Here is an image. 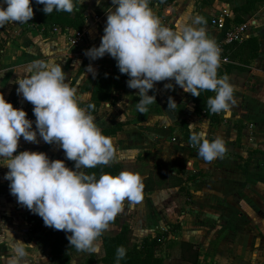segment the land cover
<instances>
[{"label":"clouds","instance_id":"clouds-1","mask_svg":"<svg viewBox=\"0 0 264 264\" xmlns=\"http://www.w3.org/2000/svg\"><path fill=\"white\" fill-rule=\"evenodd\" d=\"M0 6V27L7 23H28L34 16L32 0H3ZM43 5L45 15L56 12L72 13L74 0H36ZM106 10V26L99 47L93 46L84 55L95 61L110 55L121 74L129 77L127 86L138 90L135 108L147 113L156 97L148 93L158 82L174 80L185 93L200 97L201 92L216 93L209 97L207 107L213 114L230 112L236 103L234 86L225 74L218 77L220 49L208 38L203 21L196 17L191 24L177 30L162 25L149 7V0H111ZM88 73L95 76L90 64ZM18 78L17 95L33 106V122L27 113L16 109L0 94V166L8 169L4 179L9 181L10 194L18 204L39 215L46 227L65 231L70 247L78 252L97 253L98 238L109 229L122 212L124 201H142L143 184L139 174L122 171L117 176L87 174L80 169L107 166L116 160L117 150L110 137L102 134L94 117L77 102V89L66 83L60 63L53 60H34ZM172 89V84H165ZM168 98V110L175 108ZM94 106L89 105L88 108ZM190 143L198 146V156L211 163L227 152L225 141L207 138V125H188ZM39 135L49 144L58 145L75 169L62 160H50L45 153L17 152L20 138L39 143ZM5 236L12 240L8 244ZM0 242L5 243L9 255L6 264H26L25 244L14 240L11 231L0 224ZM126 256V249H116V264ZM3 258V257H0Z\"/></svg>","mask_w":264,"mask_h":264},{"label":"crops","instance_id":"crops-1","mask_svg":"<svg viewBox=\"0 0 264 264\" xmlns=\"http://www.w3.org/2000/svg\"><path fill=\"white\" fill-rule=\"evenodd\" d=\"M256 2L261 7L264 6L263 1ZM84 3L90 9L94 2L84 0ZM100 3L98 6L101 13L112 7L111 1L107 3L106 0H102ZM4 6L6 8L5 4ZM186 7V0H172L171 8L175 14L170 19L179 23L177 29L182 27L181 23L185 20ZM253 14L255 15L254 11ZM254 20L258 24L249 37L255 39L260 46L259 52L257 51L260 55L258 54L254 59L252 66H232L228 73L220 75L223 77L226 74L229 83L234 86L233 95L236 103L231 108L238 111L233 122L226 121L229 113L224 114V119L216 123H210L197 115L187 117L184 114L190 100L185 99L181 100L185 103L183 111L179 114L175 113L177 117L186 118L189 135L188 125L197 124L196 131H199V123L202 121L206 123L209 141L217 137L225 141L227 152L223 158H217L211 163L205 162L198 156V146L193 147L190 144V148L186 147L179 133L173 131L172 134H167L169 130L161 127L162 125L167 127L169 121L174 120L166 102L177 86L174 80L155 84L153 91L156 103L150 105L145 114L137 110L132 115L112 114V108L121 100L114 105L105 103L103 106V103H100L98 106L96 116L105 122L102 128L128 121L123 123L119 133L111 139L117 140L114 145L117 150L116 163L124 158L130 168L129 172L139 174L141 178L148 174L147 158L141 157L143 152L140 151L144 142L138 141L140 137L145 139L149 146V143L153 142L157 146L161 145L160 171L166 175L164 183L155 188L145 183L142 201L132 206L130 210V215L133 217H126L127 213L123 206L122 212L117 215L120 218L119 222L114 221L112 224L113 229L116 230L126 218L128 222H132L133 232L141 236H153L161 232V264H264V49H261L262 46L264 47V14H260V17ZM32 29L35 31L33 35L30 33ZM40 31L44 33L43 25L36 27L31 21L22 26L18 35L12 38V42L17 40L20 43L16 45L18 55L23 51L25 58L30 57L31 39H36L39 43H41L40 39L49 41L51 38L49 36L53 32L43 37ZM48 51H52L51 48ZM165 84H172L173 88L166 89ZM90 92V88L86 87L85 97L80 100L87 101ZM139 99L140 97L137 96L132 98L131 109ZM160 104L165 115L154 111L156 105ZM248 120L254 126V136L251 137L257 143L255 148H251L254 150L250 153L247 131L240 126ZM174 162L178 165L176 170L172 168ZM142 163H144V174ZM1 167L0 224L11 231L14 240L24 241L30 245L25 241L23 231L20 230L19 233L18 227L12 224L14 218L9 214L11 212L3 201ZM5 240L8 244L12 243L7 236ZM95 243L99 247L95 257L100 258L103 251L99 246V238ZM9 254L5 243L0 242L2 262H6L5 258ZM30 257L34 264H52L50 256L45 258L42 252Z\"/></svg>","mask_w":264,"mask_h":264},{"label":"rangeland","instance_id":"rangeland-1","mask_svg":"<svg viewBox=\"0 0 264 264\" xmlns=\"http://www.w3.org/2000/svg\"><path fill=\"white\" fill-rule=\"evenodd\" d=\"M102 2V0H98ZM107 3H109L111 0H106ZM187 1V7L184 8L186 17L184 22L181 23L182 26L186 24H191L192 21L196 17H200L203 21V26L205 28L206 34L208 38L213 39L216 41L219 38V33H217L216 28H213L209 24L210 18L216 13L220 12V10H225L229 13L228 17V25L236 24L238 22H246V34L247 38L249 37V34H252L255 31V26L258 23H255L256 18L260 17V14H264V6L261 7L260 4H257V2L254 3L252 8L248 11L244 10H235L236 7L242 5L245 0H186ZM263 1L264 0H260ZM78 4L81 5V8L78 10L80 13V16L82 18V26L79 32H76L71 29H66L65 31H60L58 28H47V26H44V33H42V36L45 37L46 35H50V32H53L49 41H43L41 40V43H39L36 39H31L30 44L32 42V54L30 57H26L24 55V52H20L19 55L17 54V48L16 45L19 43L17 40L15 42H12V38L14 39V36L18 35L22 27L19 23H7L3 27H0V94L4 95L5 100L8 103H11L14 108L16 109H22L27 113V119L31 120L33 122V130H35V116L33 115V106L25 101L22 97V95H17V88L18 84H16V80L18 78L22 79L26 75L24 69L26 66L34 61V60H53L57 63H60L63 71L65 72V79L66 83H68L71 87H74L77 89V102L80 105V103H84L82 100L83 97H85L86 93V87L90 88L91 91V80L93 81L94 77L92 73H88V66L91 64L95 73L100 68H106L109 69L111 66V63L113 62V58L110 55H105L103 58L97 59L95 61H90L88 57L84 55L85 51L92 48L93 46L99 47L101 43V37L104 34V28L106 26V11L104 13H101V10L99 9L100 6L98 4H101L100 2H97L93 0L94 3H92V6L90 9L87 8L86 4L84 3V0H76ZM260 3V2H259ZM3 0H0V6H4ZM172 6V0H149V7L151 8L152 12L155 16H157L162 25L165 27H168L172 30L177 29L179 23L171 21V17H174ZM253 11L255 15L253 14ZM251 15H254V17H251ZM259 16V17H255ZM237 18L240 21H237ZM34 25V24H33ZM42 26V25H40ZM35 32L33 29L30 30V33L33 35ZM60 32V33H57ZM39 33V32H38ZM45 43V44H43ZM20 44V43H19ZM27 44V43H26ZM43 44V45H42ZM51 48L52 51H48V49ZM261 49L263 50L264 47L262 46ZM259 52V51H258ZM258 52H256L255 56L253 58L249 57V50L243 49H233L232 55L234 56V60H238V62L243 65H237V63L234 66H252L254 63V59L258 57ZM260 55V54H259ZM243 60V63L242 61ZM234 61V62H235ZM246 63V64H244ZM221 64V62H220ZM224 66V65H221ZM232 66V65H230ZM259 66V65H258ZM79 69L77 75L75 76L77 70ZM96 75V74H95ZM75 76V77H74ZM220 77V76H219ZM93 78V79H92ZM129 77L127 76L126 79L122 82L123 87L115 92H111L116 96L115 103L118 102V100H121V102L112 108V114H116L118 116L121 115H132L133 112L136 111L135 107L130 108V104L132 98L134 96H138V90L130 89L127 86V81ZM151 90L148 94L152 95ZM185 95L187 96L185 98ZM216 93L208 91L207 95H204L202 93V104L200 107V114L197 116H200L202 119L210 122V123H216L218 120L224 119L225 113L220 114H213L210 113V110L207 107V100L209 97H214ZM176 106L175 108L171 109L172 115L174 116V120L171 122L169 121V125L161 127L166 130H169L170 134L173 131H176L179 133L182 137V140L184 143H186V147L190 148V140H189V133L186 128L185 123V117H177L175 113L179 114L183 111V108L185 107V103H183L181 100H190L189 106L185 112L184 115H187V117L190 116H196L194 113V102L192 101V95L190 93H185L183 89H181L178 85L175 86V90L171 96ZM81 99V100H80ZM88 101V100H87ZM182 103H181V102ZM86 102V101H85ZM168 102V100L166 101ZM104 106L107 102H101ZM109 104V105H114ZM166 104V103H165ZM260 104V103H259ZM100 105V103H99ZM98 105V106H99ZM85 108L84 106H81ZM168 107V104H167ZM154 111H159L161 113H165L163 108L160 105H156L154 108ZM238 109L231 108L229 112V117H226L227 123L233 122L236 116V112ZM250 111H253L250 109ZM98 112V107L96 112L90 115H95ZM103 114V113H101ZM165 115V114H164ZM181 118V119H180ZM95 123L97 126L101 129L102 125L105 124L104 121H102L101 118L98 116L94 117ZM125 121V120H124ZM262 122V120L260 119ZM125 122L122 123H127ZM240 122V121H239ZM164 124V122H162ZM241 127H243L244 130L247 131V138L249 143L248 144V151L253 152L255 148L254 146H257V143L254 142V138L251 136H254L253 132V125H251V121H245L243 125L240 124ZM104 128V127H103ZM116 133H119L118 131ZM110 134L106 137H114L116 134ZM171 133V134H172ZM142 135V134H141ZM124 138V137H123ZM145 138V137H143ZM37 139L39 143H30L24 141L23 137L20 138L18 150L14 155H18L19 152L22 151H31V152H42L45 153L48 158L52 161L54 160H62L65 162L66 167L72 170H76L74 165V161H69L66 159L65 154L62 149L59 148L58 145L52 144L49 145L45 143L42 138L37 135ZM112 140V139H111ZM117 141V140H116ZM116 141H113V145H115ZM142 143V151L143 155L141 157L147 158V164L149 166L148 174L146 176H143L141 178V182L143 185L145 183L149 185L150 187H158L162 185L165 180V173L162 174V171H160V164H161V145H156L155 142L149 143L148 145L147 141L145 139H142L141 137L138 139ZM149 146V147H148ZM257 149H255L256 151ZM140 153V154H141ZM121 161L117 162L115 161L110 164L116 165V171L112 176H117L122 171H129L130 168L125 163V159L121 158ZM143 164V174H144V163ZM173 169H178L177 164L174 162L172 164ZM2 173V191L4 194V203L7 206L8 210L11 212L9 213L14 218L12 224L16 225L18 227L19 233L20 230L23 231L25 234V241L29 242L30 245L25 247L26 256L24 258V261L26 264H34L33 260L30 256H33L40 252H42L45 255V258L47 256H50V259L52 260L51 263L53 264L54 259L52 258L51 254L48 251V245L47 241L44 240L46 236H48L49 232L52 230L50 227H46L44 225L43 219L36 214H33L30 210H28L26 207L18 204L16 198L10 194V188H9V181L4 179L5 174L7 173L8 169L6 167H1ZM79 171H84V169H80ZM135 205V204H134ZM133 204H130L127 200L124 201V208L126 211V217H133L130 215V210L132 209ZM254 213V211H252ZM129 214V215H128ZM120 218L116 216L115 220L116 222H119ZM132 220V219H131ZM121 222V221H120ZM125 222V223H124ZM112 222L109 225V229L105 231L102 235H113L119 231V229L125 228L126 231V238H127V245H136L139 246L141 244V241L143 238H149L150 236H141L137 232H133L131 229L132 222H128L125 218L124 221L121 222L118 229H113ZM158 235L159 237H154L155 244L152 247V250H154L153 254L156 256H161L162 252V233L158 232L154 234L153 236ZM100 241V240H99ZM23 243H25L23 241ZM26 244V243H25ZM101 246V243L100 245ZM96 253H87V252H78L77 250H74L69 253V263L70 264H98L101 263L99 261L100 258L95 257ZM1 257V256H0ZM0 264H6V262H2L0 258Z\"/></svg>","mask_w":264,"mask_h":264},{"label":"trees","instance_id":"trees-1","mask_svg":"<svg viewBox=\"0 0 264 264\" xmlns=\"http://www.w3.org/2000/svg\"><path fill=\"white\" fill-rule=\"evenodd\" d=\"M256 1L258 0H245V2L242 5L236 7L235 10L248 11L252 8ZM74 3L76 7L72 13L56 12L54 10L50 15H45L42 10L44 6L37 4L36 0H32L31 7L33 8L34 16L30 21L33 24H36V27L44 25L50 29L58 28V30L60 31L71 29L79 32L82 26V18L78 10L81 8V5L78 4L76 0H74ZM227 20V18L224 19L223 26L219 31V38L215 41L216 44L220 42V40L222 39L223 31L229 26ZM237 21L240 20L237 18ZM24 24H20V26L22 27ZM221 47L222 50L220 51V57H225L227 61L221 62L218 69V76L222 75L223 73H228L230 68L236 63L237 65L241 64V62L239 63L238 60H234L235 58L232 55V50L234 48L238 50H243L245 48L248 49L249 57L251 58L255 56L256 52L260 48L255 39L251 37L244 38L240 42L224 44ZM241 61L243 63V60ZM78 71L79 69L77 70L75 76L77 75ZM126 77L127 75L121 74L119 72L115 60H113L109 69L100 68L92 81L90 98L88 99V101L80 103V106H84L88 110L89 114H93L94 112H96L99 103H115V101L117 100L116 96L111 92H115L121 89L123 87L122 82L126 79ZM202 93H204V95H207L208 91L201 92L200 97L192 96V101L194 102V113L196 115L200 114ZM152 95H155L154 91H152ZM89 105H92L94 107L88 108ZM122 125V122H117L110 127L101 128V132L105 136L114 134L121 129ZM84 171L87 174L95 173L96 178L99 179L100 175L104 173L113 175L116 171V165H98L95 168L86 169ZM68 235L71 234L66 233L65 231L54 230L52 228L48 236L45 237L44 240L47 241L48 251L54 259L53 264H70L69 253L76 249L74 247H70L69 240L67 239ZM126 237L127 236L125 228L122 227L117 233L113 235H101L99 237V240L101 243L103 255L100 257L99 261L103 264H116V249L119 246H123L126 249V256L124 257V259L120 260L119 264H161V256L154 255V250H152V247L155 244L154 237L158 238V235L149 238H143L139 246L127 245Z\"/></svg>","mask_w":264,"mask_h":264},{"label":"built area","instance_id":"built-area-1","mask_svg":"<svg viewBox=\"0 0 264 264\" xmlns=\"http://www.w3.org/2000/svg\"><path fill=\"white\" fill-rule=\"evenodd\" d=\"M229 17V13L225 10H221L220 12L214 14L210 20L209 24L216 28V30L220 31L223 26L224 19ZM246 22H240L237 24L229 25L222 33V39L218 44V48L220 51L222 50L221 46L224 44H229L232 42H240L242 39L247 37L246 34ZM227 59L225 57H220V62H226ZM211 113V112H210Z\"/></svg>","mask_w":264,"mask_h":264}]
</instances>
